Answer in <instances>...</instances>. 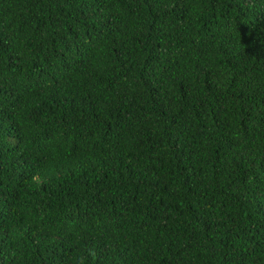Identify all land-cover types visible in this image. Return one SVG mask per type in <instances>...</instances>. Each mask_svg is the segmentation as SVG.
<instances>
[{
	"label": "trees",
	"instance_id": "trees-1",
	"mask_svg": "<svg viewBox=\"0 0 264 264\" xmlns=\"http://www.w3.org/2000/svg\"><path fill=\"white\" fill-rule=\"evenodd\" d=\"M0 264H264V0H0Z\"/></svg>",
	"mask_w": 264,
	"mask_h": 264
}]
</instances>
